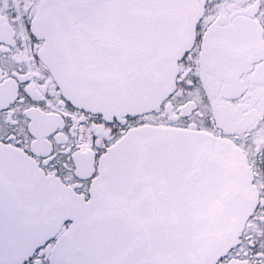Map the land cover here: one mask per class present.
I'll return each instance as SVG.
<instances>
[{"label": "snow or ice", "instance_id": "obj_1", "mask_svg": "<svg viewBox=\"0 0 264 264\" xmlns=\"http://www.w3.org/2000/svg\"><path fill=\"white\" fill-rule=\"evenodd\" d=\"M0 264H264V0H0Z\"/></svg>", "mask_w": 264, "mask_h": 264}]
</instances>
